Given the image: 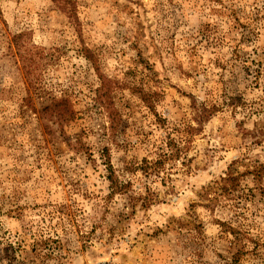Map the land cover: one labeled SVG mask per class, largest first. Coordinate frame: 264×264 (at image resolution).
<instances>
[{"label": "rangeland", "instance_id": "rangeland-1", "mask_svg": "<svg viewBox=\"0 0 264 264\" xmlns=\"http://www.w3.org/2000/svg\"><path fill=\"white\" fill-rule=\"evenodd\" d=\"M0 264H264V0H0Z\"/></svg>", "mask_w": 264, "mask_h": 264}, {"label": "trees", "instance_id": "trees-1", "mask_svg": "<svg viewBox=\"0 0 264 264\" xmlns=\"http://www.w3.org/2000/svg\"><path fill=\"white\" fill-rule=\"evenodd\" d=\"M62 104V105H61ZM61 107H60V106ZM59 107L58 108H60V110H59V116L60 117H62V118H66V117H68L69 115H70V111L68 110V108H67V103L65 102V101H62L61 103H59ZM214 111H212L211 112V114L213 113ZM158 164H159V162H158ZM113 192H115V193H119L120 191H122V188L119 186V184L117 183V182H113Z\"/></svg>", "mask_w": 264, "mask_h": 264}]
</instances>
